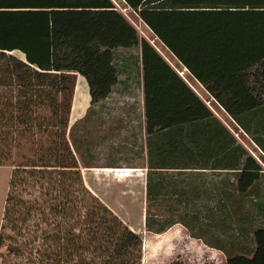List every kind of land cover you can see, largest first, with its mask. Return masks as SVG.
Listing matches in <instances>:
<instances>
[{
  "label": "trees",
  "instance_id": "1",
  "mask_svg": "<svg viewBox=\"0 0 264 264\" xmlns=\"http://www.w3.org/2000/svg\"><path fill=\"white\" fill-rule=\"evenodd\" d=\"M125 2L264 150V0ZM135 47L142 49L147 132L189 128L186 135H165L151 154L152 207L169 194L170 181L187 195L180 173L164 171L204 165L203 130L214 116L211 108L113 0H0V143L6 146L0 165L12 160L23 139L34 152L22 155L12 170L0 233L2 264H142L141 235L84 184L73 149L79 146L68 137L78 74L89 86L87 117L119 83L115 50ZM236 154L248 155L235 168L241 169L236 190L247 195L262 168L243 146ZM223 156L232 166L233 152ZM256 205L264 212V203ZM177 222L154 215L146 221L158 233ZM252 237L251 255L207 243L227 254L226 264H264V223Z\"/></svg>",
  "mask_w": 264,
  "mask_h": 264
},
{
  "label": "rangeland",
  "instance_id": "2",
  "mask_svg": "<svg viewBox=\"0 0 264 264\" xmlns=\"http://www.w3.org/2000/svg\"><path fill=\"white\" fill-rule=\"evenodd\" d=\"M113 1L119 11L136 27L139 36L148 39L167 61L180 69L168 48H164L139 14L125 0ZM14 53L24 58L22 52ZM141 56V47L115 50L114 62L122 85H117L105 101L90 109L87 117L85 115L91 105L89 86L85 77L78 74L68 137L72 144L74 141L79 146L77 149L73 145V149L81 165L84 184L93 196L110 207L126 225L141 235L142 264H226L227 254L211 245L208 247L209 244L224 248L232 254L251 255L249 252L255 247L253 229L264 223V212L256 205V200L264 199V176L261 177L263 180L259 189L254 188L247 195H239L232 172L208 174L195 170L164 171L165 175L172 177L180 173V186L188 187L187 195L177 193L178 183L170 181L169 194L160 195L153 203L154 206L149 207V159L151 154L155 156L157 152L154 136L157 137L160 133L149 135L145 125L146 118L143 117L139 80L135 79V65L137 67V60L141 61ZM128 75L131 78L129 85L125 87V77ZM195 87L201 97L207 100L205 103L210 108L213 107L220 114L226 113L221 106H214L208 100L209 95L202 86ZM27 140L29 139H23L22 146L12 149L15 152H12L10 162L0 165V233L14 164L22 161V155L34 156ZM4 148L6 146L1 142L0 154ZM246 148L249 155L253 156V151ZM259 150L264 152L260 148ZM263 157L264 155L262 159ZM257 162L264 168L262 162L258 159ZM153 175L155 176V171ZM205 177L207 180H204ZM216 178L220 181L219 184L216 183ZM222 199L224 203H221ZM148 215H154L160 220L174 218L179 222L158 233L147 226ZM194 234L202 236L198 238L207 244L204 245V250L200 249ZM2 250L0 247V253Z\"/></svg>",
  "mask_w": 264,
  "mask_h": 264
},
{
  "label": "crops",
  "instance_id": "3",
  "mask_svg": "<svg viewBox=\"0 0 264 264\" xmlns=\"http://www.w3.org/2000/svg\"><path fill=\"white\" fill-rule=\"evenodd\" d=\"M159 42L164 46V48L167 49V47L161 41H159ZM167 50H169V49H167ZM169 52L176 59L178 66H180L181 70L178 67H176L177 65H173V64L172 65L175 67L177 72L198 93V95L201 97V94H199L195 85L198 87L202 86L206 90L207 95H209L208 100H210L211 103L214 104V106H216V104H217L219 107L221 106V108L223 110H225L224 107H222V105L215 100V97L202 85V83H200L195 77L192 76V74L189 72L188 68L186 66H184L170 50H169ZM138 65L140 66V68H139V66L136 67V65H135V68H137V77L135 79L137 81L139 80V91L141 93L140 99H141V104H142L143 117L145 118L144 72H143L142 56H141V61L139 59ZM130 78H131L130 75L125 77V87H127L129 85V82H130L129 79ZM119 84L122 85L121 78H119V83L117 85H119ZM117 85L115 86V88L117 87ZM125 91H127V88H125ZM205 101H207V100H204V102ZM212 108H211V110L214 113V116L206 119L207 123L206 124L204 123L206 125V127L203 130V134L205 137L204 144H205L206 150H207L206 151L207 153L203 155V158H204L203 164L204 165L203 166L193 165V168H187V169L173 168V169H169L168 171H190V170L192 171V170H195L197 172L198 171L204 172V173L206 172L208 174H219L222 172H232V173H234L233 176H234V179H235L236 185H237L239 177H240L239 173L241 172V169H235V168H236V166L238 167V165L241 167L244 164L245 159H246V157H248V155L241 157L239 154L237 155L236 152H240L241 146H243L244 148L248 147V149L253 151L252 155L256 158V160L258 159V161L262 162L263 164H264V157L262 159V155H264V152H262V151L260 152L259 148L261 150H263L261 145H259L251 137V135H249L244 130V128L242 126H240L236 122V120L226 110L224 111L226 113H223L220 111L221 112V114H220L216 109H214V108L212 109ZM222 113H223V117H222ZM225 114H227V116ZM145 125H146V122H145ZM174 128H176V127H172L171 130L166 129V130H162V131H155L154 133H152L155 135L160 133L159 136H157V137L154 136L155 143H156L155 149H158V145H160V143L165 142L164 138H160V136L164 137L165 135H169V134L174 135L175 134L177 137H179V135H181V134L186 135L189 132V128L187 126L183 129V131L179 132L180 134L176 133L173 130ZM259 131L264 132V129H260ZM152 134H149V135H152ZM243 135H245V136H243ZM263 143H264V141H263ZM224 152H233L232 166H227L224 164V162H225V159L223 156ZM260 166H261V164H260ZM227 167H229V168H227ZM231 167H233V169H231ZM261 168L262 169L259 170V178L256 179L253 183V189L254 188L259 189L262 186L261 180H263V178H261V177L264 176V168L262 166H261ZM204 180H207L206 177L204 178ZM215 181L217 184H219V182H220L218 180V178H216ZM211 187H213V186H211ZM222 197H223V195H222ZM218 203L220 204V202H217V204ZM221 203H224L223 199H222ZM256 203L257 204L264 203V199H258V200H256ZM221 205H224V204H221ZM194 239L195 240L198 239L197 241H199V242H197V243L200 246V249L204 250V245H207V244L202 239H199L198 237H194ZM207 246L210 247V245H207ZM212 248H215L216 250L223 252V250H221L219 248H216V247H212Z\"/></svg>",
  "mask_w": 264,
  "mask_h": 264
}]
</instances>
